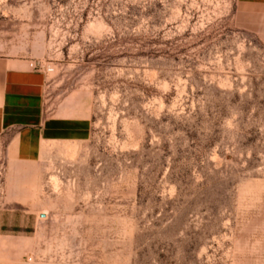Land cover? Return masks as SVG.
I'll return each instance as SVG.
<instances>
[{
	"label": "rangeland",
	"instance_id": "obj_1",
	"mask_svg": "<svg viewBox=\"0 0 264 264\" xmlns=\"http://www.w3.org/2000/svg\"><path fill=\"white\" fill-rule=\"evenodd\" d=\"M77 133L0 136V264H264V7L0 0V61Z\"/></svg>",
	"mask_w": 264,
	"mask_h": 264
},
{
	"label": "crops",
	"instance_id": "obj_2",
	"mask_svg": "<svg viewBox=\"0 0 264 264\" xmlns=\"http://www.w3.org/2000/svg\"><path fill=\"white\" fill-rule=\"evenodd\" d=\"M244 6L264 7V0H238ZM46 78L22 62L0 61V136L13 135L16 157L22 162L39 158L42 142L62 140L77 133V124L45 122L42 98Z\"/></svg>",
	"mask_w": 264,
	"mask_h": 264
},
{
	"label": "built area",
	"instance_id": "obj_3",
	"mask_svg": "<svg viewBox=\"0 0 264 264\" xmlns=\"http://www.w3.org/2000/svg\"><path fill=\"white\" fill-rule=\"evenodd\" d=\"M36 71H39V72L48 74V73H51L52 72V69L51 68H42V67H39L38 70H36Z\"/></svg>",
	"mask_w": 264,
	"mask_h": 264
}]
</instances>
